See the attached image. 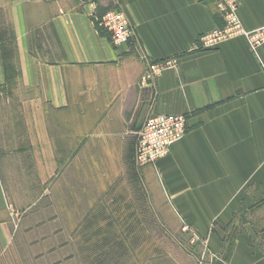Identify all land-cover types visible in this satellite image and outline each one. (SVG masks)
I'll return each instance as SVG.
<instances>
[{
  "label": "crops",
  "instance_id": "obj_1",
  "mask_svg": "<svg viewBox=\"0 0 264 264\" xmlns=\"http://www.w3.org/2000/svg\"><path fill=\"white\" fill-rule=\"evenodd\" d=\"M113 10L128 16L127 45L100 24ZM237 15L264 29V0H239ZM224 26L219 0H0V264L25 247L21 210L20 222L75 232L96 199L116 194L119 214H138V179L168 229L195 232L206 264H264V42L198 49ZM166 60L175 67L142 85ZM152 114L183 115L188 132L139 167ZM78 261L75 244L63 262Z\"/></svg>",
  "mask_w": 264,
  "mask_h": 264
},
{
  "label": "rangeland",
  "instance_id": "obj_2",
  "mask_svg": "<svg viewBox=\"0 0 264 264\" xmlns=\"http://www.w3.org/2000/svg\"><path fill=\"white\" fill-rule=\"evenodd\" d=\"M102 21L101 26L110 34ZM110 37L115 43L112 34ZM120 185H114L115 191ZM136 186L134 190L129 187L134 195H138V214L131 213L134 208L126 209L124 206L123 210L127 213L119 214L120 200L124 204L128 201L121 197L119 199L116 194L110 200L96 199L94 214L80 215L79 229L75 232L60 233L43 228L46 216L39 214L32 213L26 222H20L21 210L20 215L16 216V223L22 227L24 225L20 234L25 240V247L14 253L18 261L15 264H76L63 262L65 256L74 253L75 244L79 260L77 264H206L207 254L203 253V245L198 244L195 232L168 229L163 216L152 210L148 193L139 179ZM16 187L20 194L28 195L24 184L17 183ZM123 193H126L124 189ZM33 210L36 211V208ZM66 217L69 221L70 216ZM135 224L138 229H135ZM70 234L75 238L73 248L67 246L71 240ZM27 240L29 245L26 244ZM22 256L28 259L23 262ZM44 256L47 260H42Z\"/></svg>",
  "mask_w": 264,
  "mask_h": 264
},
{
  "label": "built area",
  "instance_id": "obj_3",
  "mask_svg": "<svg viewBox=\"0 0 264 264\" xmlns=\"http://www.w3.org/2000/svg\"><path fill=\"white\" fill-rule=\"evenodd\" d=\"M224 13L225 26L201 36L198 49L214 50L227 40L247 37L250 46L256 50L264 42V29L247 32L237 15L239 0H219ZM102 23L106 25L117 46L127 45L133 39L128 16L120 10L108 12ZM175 60L151 64L142 78V85L152 84L158 76L172 67ZM188 132L187 118L183 115L152 114L138 134L136 163L139 167L156 163L168 155L172 145Z\"/></svg>",
  "mask_w": 264,
  "mask_h": 264
},
{
  "label": "bare ground",
  "instance_id": "obj_4",
  "mask_svg": "<svg viewBox=\"0 0 264 264\" xmlns=\"http://www.w3.org/2000/svg\"><path fill=\"white\" fill-rule=\"evenodd\" d=\"M182 138H183V137H182ZM182 138H181V139H182ZM176 143H177V142H176ZM176 143H174V144H176ZM174 144H173V145H174ZM173 145H172V146H173ZM171 148H172V147H171ZM170 150H171V149H170ZM169 152H170V151H169ZM168 154H169V153H168Z\"/></svg>",
  "mask_w": 264,
  "mask_h": 264
}]
</instances>
